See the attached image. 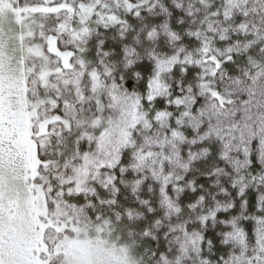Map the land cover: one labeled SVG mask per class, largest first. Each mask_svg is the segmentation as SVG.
<instances>
[{
  "label": "trees",
  "instance_id": "trees-1",
  "mask_svg": "<svg viewBox=\"0 0 264 264\" xmlns=\"http://www.w3.org/2000/svg\"><path fill=\"white\" fill-rule=\"evenodd\" d=\"M106 2L113 8L101 10L105 13L103 18L94 13L87 24L66 22L72 32L87 29L86 35L72 48L82 77L74 85L60 80L44 89V107L50 113L65 115L69 122L52 129L48 141L41 142L47 145L41 148L42 158L58 161L54 169L56 174H73V167L83 163L77 159V152L80 156L84 152L96 155V138L108 127L110 118L115 121L118 117L120 106L112 107L117 103L112 97L138 94L141 103L137 111L146 114L150 127L146 129L143 121H139L130 129L134 143L121 149V159L115 167L87 166L84 179L94 192H80L65 198L76 204L91 201L96 208L89 209L90 215L100 212L111 217L116 230L104 239L125 249L135 264H163L161 254L167 264H177L178 255L181 256L180 264H202L204 260L208 264H223L222 257L228 259L243 254L233 264H247L246 258L254 256L259 239L264 236V223L255 219L264 218V211L257 207L259 197L264 195V183H248L241 195L240 185L233 186V179L238 175L234 165L218 158L220 144L216 137L213 135L203 143H191L198 132L191 127L188 117L183 118L182 125H177L176 119L184 111L194 115L208 112L209 116L199 117V131L219 122L222 133L234 146L230 152L233 160L251 159L247 171L241 169V172L245 176L248 172L264 174V162L259 158V153L264 151V144L259 142L264 139V0H143L142 3L130 0L138 5L132 9L125 0ZM229 9L230 15L225 16ZM137 12L139 15L135 14ZM110 15L117 18L115 23L109 22ZM37 24L36 21L33 25L35 32H41ZM240 24L246 25V29H240ZM152 30L155 35L149 38L147 33ZM195 33H199V37ZM204 40L208 41L207 53L201 51ZM186 54H191L192 64L177 62L170 70L161 72L160 82L164 87L153 90L151 103L144 100L147 78L154 73L152 56L167 59L178 55L183 59ZM224 55H231L233 59L223 62ZM211 56L222 61L215 72L210 71L215 68ZM113 84L117 88L114 89ZM201 84L206 86L203 92ZM211 91L232 103H224L221 107ZM174 97L191 98V107H187V101L179 106L171 103ZM67 107L71 111L64 114ZM160 109L171 115L166 120L152 119V114ZM94 119L100 121L96 126L92 124ZM171 128H178L184 140L173 138ZM117 138L113 135L109 140L115 142ZM241 144L249 146L250 157L244 156L242 147H236ZM136 149L152 153L141 169L128 166L135 163L131 153ZM57 151L62 155H57ZM190 153L196 158L190 160ZM121 166L125 169L123 173ZM217 167L224 171L216 173ZM154 172L158 175L154 176ZM94 173L98 175L94 177ZM52 175V171L47 172V176ZM106 175H115V195L99 183ZM165 176L170 177L166 189L168 197L179 207V212L173 213L161 203L163 196L159 189ZM98 197L114 199L116 203L100 205ZM189 204H195V208H189ZM128 212L133 214L131 220ZM212 212L216 213L215 217ZM116 213L120 214L119 221L115 220ZM201 215L207 217L203 225L198 219ZM233 220L244 234L243 244L239 236L226 238L224 235L233 229L231 224L222 221ZM179 225L185 226L188 235L175 227ZM145 230L149 236L142 235ZM197 233L202 237L199 241ZM181 243L186 246V256L181 254ZM197 247L199 251L195 250Z\"/></svg>",
  "mask_w": 264,
  "mask_h": 264
},
{
  "label": "snow or ice",
  "instance_id": "snow-or-ice-1",
  "mask_svg": "<svg viewBox=\"0 0 264 264\" xmlns=\"http://www.w3.org/2000/svg\"><path fill=\"white\" fill-rule=\"evenodd\" d=\"M125 2L129 9L138 6L131 3L130 0H125ZM142 2L143 0H138V3ZM135 14L139 15L138 12ZM224 15H230V9L225 11ZM116 19L114 16L109 17L110 21H115ZM239 27L242 30L246 29L244 24H240ZM83 31L86 33L87 29ZM147 35L149 38L153 37L155 30L149 31ZM194 35L199 37L200 34L195 33ZM121 36H123V32H121ZM76 38L79 39L80 37L77 36ZM202 43L201 51L207 53L209 51L208 41L204 40ZM80 51H84V49H80ZM229 51L231 50L229 49ZM126 54H128L127 51ZM61 55L64 66L71 67L69 58L73 53L69 50ZM104 55H107V52ZM152 59L154 61V73L147 78L145 84L146 92L143 96V99L149 103L153 101V90H160L164 87L160 82L161 72L170 70L177 62L192 64L191 54H186L183 59H180L178 55L169 56L167 59L153 55ZM210 59L215 64V68L210 71L215 72L216 69L221 67L222 61L217 59L216 56H211ZM232 59L231 55L223 56V62H230ZM196 63L199 64V61L197 60ZM182 71H187V69H182ZM105 74L108 75L109 70L106 69ZM92 78L93 80L96 79L95 72L92 73ZM112 87L115 89L117 85L113 84ZM200 87L203 92L206 86L201 84ZM211 95L219 101L221 107L224 103H232L231 100L225 101L216 91H211ZM249 96H252L251 92H249ZM112 100L117 102L112 107H117V104L120 106L118 117L115 121L110 118L108 127L96 138V155L84 152L80 156L79 152H77V159L82 160L83 163L74 166L72 169L73 174L71 175L56 174L54 169L58 161L42 158L41 148L47 147L46 144L38 143L31 138H26L21 142L17 140L15 135L5 140L0 135V264H108V261L104 259V255L105 250L110 245L104 237H110L115 232L116 224L113 219L100 212L90 215L89 209L94 210L96 208V205L91 201H87L84 204H76L65 197L75 196L80 192H94L95 189L86 186L84 179L88 171L87 166L93 165L97 169L105 166L108 168L115 167L120 162L121 149L130 147L134 143L131 139L130 129L135 128L139 121H143L146 129L150 127V121L146 118V114L137 111L141 103V97L138 94L114 95ZM186 101L187 107L190 108L193 101L189 97H174L170 102L179 106ZM97 103L99 104L100 101H97ZM24 115L27 117L31 113L25 112ZM170 115V112L160 109L154 112L151 118L161 121L166 120ZM200 116H209V113L199 112L198 115H194L189 111H184L176 119V124L182 125L183 118H189L191 127L198 132L195 138L190 141L191 143H203L213 135L216 137L220 144L217 153L218 158L234 165L238 175L233 179V186L240 185L239 193L241 195L245 192L248 183L252 181L264 183V174L262 173L252 175L248 172V175L245 176L244 172H241V169L247 171L251 164V159L243 161L233 160L230 152L234 146L231 139H226L222 133L218 126L219 122L217 125L210 124L206 130L199 131L201 129ZM54 119H59V117L56 116ZM99 123L98 119L92 121L93 126ZM46 132L47 126L42 125L40 131L33 135L43 140ZM113 135L118 137L115 142L109 140V137ZM170 135L173 138H179L181 141L184 140V136L178 128H171ZM25 137H27V133H25ZM88 139L91 140L92 137H88ZM145 140H148V138L145 137ZM259 142L264 144V139ZM236 147H242L244 156L250 157L249 146L241 144ZM204 152H207V149H204ZM57 155H62V153L57 151ZM151 155V152L145 153L142 149H136L131 153V158L135 163H130L128 166L141 169L146 157ZM194 158H196V155L190 153L189 159ZM259 158L264 162V151L259 153ZM183 167L186 168L187 165H183ZM124 170V166H121L120 171L123 173ZM49 171L53 172L51 177L45 175ZM214 171L221 173L224 169L217 167ZM93 175L95 177L98 174L94 173ZM153 175L156 176L158 174L154 172ZM115 179V175H106L99 183L105 190L110 188L113 195H115L117 191L114 183ZM176 179L179 180L180 177ZM169 180L170 177L168 176H165L162 180L159 189L163 196L161 203L171 212L176 213L180 209L169 199L166 190ZM53 181H55V184ZM139 183L140 181L137 180L136 184ZM133 191H135V188ZM97 200L100 205H113L116 203L114 199L103 200L98 197ZM200 200H203L202 196ZM141 202L147 203V201ZM246 203V201L243 202L245 205ZM188 207L195 208V204H189ZM257 207L258 210L264 211V195L259 197ZM149 211H151V208H149ZM127 215L128 219L131 220L133 217L132 212H128ZM211 215L215 217L216 213L212 212ZM198 219L203 225L207 217L201 215ZM255 219L259 223H264V218ZM115 220H120L119 213H116ZM222 223L231 224L233 229L232 232H225V237L239 236L243 244L244 234L236 226L235 221H222ZM175 227H179L185 235H188L185 226L179 225ZM171 230H175V228L171 227ZM142 235L149 236L150 233L145 230ZM200 239L202 237L197 233L196 240L199 241ZM225 243H227V239ZM81 249H87V252L82 253ZM195 250L199 251V248L197 247ZM180 251L182 255H187L185 244L181 243ZM241 256H230L228 259L222 257L221 260L223 264H233V261H239ZM161 260L163 264H167V259L163 254H161ZM176 260L177 264H180L181 256L178 255ZM246 260L247 264H253V261L256 264H264V243H260L256 254L253 257L246 258ZM132 264H135V262L133 261ZM202 264H208V262L204 260Z\"/></svg>",
  "mask_w": 264,
  "mask_h": 264
},
{
  "label": "rangeland",
  "instance_id": "rangeland-1",
  "mask_svg": "<svg viewBox=\"0 0 264 264\" xmlns=\"http://www.w3.org/2000/svg\"><path fill=\"white\" fill-rule=\"evenodd\" d=\"M107 8L113 7L106 0H0V135L5 140L15 135L21 142L26 138L47 142L52 129L68 124L65 115L50 113L42 99L52 82L74 85L82 77L72 48L86 33L70 31L66 22L87 24L94 13L103 18L101 10ZM36 21L41 32H35ZM69 50L73 53L71 67H65L61 54ZM70 111L67 107L64 114ZM25 112L31 115L25 117ZM56 116L59 119H54ZM42 125L47 126V132L40 140L33 134ZM261 238L257 247L264 243V236ZM109 245L104 255L108 264H132L125 249ZM81 251L86 253L87 249Z\"/></svg>",
  "mask_w": 264,
  "mask_h": 264
}]
</instances>
